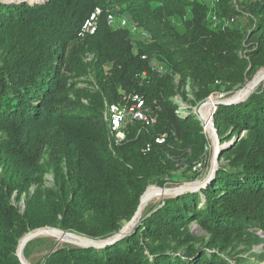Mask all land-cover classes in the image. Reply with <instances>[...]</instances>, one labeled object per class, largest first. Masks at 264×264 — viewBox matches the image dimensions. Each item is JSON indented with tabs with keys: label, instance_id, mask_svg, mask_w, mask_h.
Segmentation results:
<instances>
[{
	"label": "trees",
	"instance_id": "obj_1",
	"mask_svg": "<svg viewBox=\"0 0 264 264\" xmlns=\"http://www.w3.org/2000/svg\"><path fill=\"white\" fill-rule=\"evenodd\" d=\"M218 2L228 9L226 0ZM240 7L233 14L253 18L260 31L255 50L245 54L234 32L205 27L204 0H0V264H21L22 238L42 229L112 239L149 186L162 187L166 173L206 157L202 127L192 115H177L175 89L154 64L176 58L194 67L204 83L199 101L242 86L249 62L251 72L264 66V0ZM97 8L95 34L82 36ZM141 31L147 39L133 37ZM88 75L94 88L79 94ZM134 97L154 123L129 119L125 140L110 144L106 107L130 105ZM213 122L218 135L231 127L247 139L212 181L163 198L103 248L56 247L41 264H262L264 256L250 260L236 249L264 243L250 232L264 233V84L242 101L218 105ZM45 172L54 189L43 200L33 194L21 214L12 198L28 195ZM191 223L206 240L190 232Z\"/></svg>",
	"mask_w": 264,
	"mask_h": 264
},
{
	"label": "rangeland",
	"instance_id": "obj_2",
	"mask_svg": "<svg viewBox=\"0 0 264 264\" xmlns=\"http://www.w3.org/2000/svg\"><path fill=\"white\" fill-rule=\"evenodd\" d=\"M241 1L248 0H226L225 3L228 9L225 10L224 4L218 2V0H204V2L210 7V10L208 11L207 17L205 19V27H212L211 19L213 17H216L218 21H222L226 18H234V23L228 29L229 31L234 32L237 37L239 36L242 38V42L244 44L243 53L245 54L246 52H253L255 50L258 38L260 36V31L256 28L257 21H253V18L248 17L247 15H245V13L243 14V16L233 14L234 11H240ZM250 21H252V23ZM176 22L178 23V29L183 30V21L177 18ZM140 33L141 32H136L133 37L140 40L148 38V36L142 38ZM244 54L242 55V57L249 62L250 58L245 56ZM91 60L92 55H89L85 58V62H90ZM250 64L251 63L249 62L246 72L244 73V84L242 86H237L232 91L215 93L208 99L199 101L197 96L201 95V93L204 91V83H202L199 79L198 74L196 73L197 71L194 67H186L184 64L180 65L177 63L176 58H174L172 62H167L165 60H158L155 62V69L167 75L170 79L171 85L175 89L176 95L173 98V101L177 106V115L179 117L192 115L202 127L203 134L206 139V157L193 166L184 165L166 173L162 180V187H156L153 185L149 186L148 188H154L159 191L165 190L166 192L171 193H168L164 196H155L154 198H150L142 213L152 207L158 206L163 198L173 196V193L180 194L182 192H187L188 188H190L192 191L201 189L207 184V182L213 180L214 176L216 175V171L220 166L226 165L235 156L241 154L244 151L247 139V134L245 131H240L237 136H233L234 129L229 127L224 128L221 131V134L218 135L217 129L214 126V129L217 133V137H215L213 131L211 132L209 128H207L201 121L200 110L208 100H211V102L226 104L236 101V99L239 98L243 100L245 99V97L247 98L248 95L247 94L245 96V92H253L260 86H262L264 84V78H261L258 82H256L250 90L245 91L246 87L250 86L260 75L264 73L263 65H259L251 72ZM92 84L93 81L91 75L84 77L82 81H80V83H78L77 85V87L80 89L78 93L86 94V90H92L94 88L92 87ZM83 100L85 101L86 99ZM216 108H214L213 110L211 109L212 112L210 110V115L212 114L213 116ZM108 135L111 144L113 140L109 134V131ZM51 189H54L53 176L50 172H45L42 175L41 184L32 185L30 187L29 194L23 195L19 201H17L14 196L12 198V202L15 206L18 207L20 213L23 214L25 211L26 203L33 194L38 193L43 200L44 195ZM139 218L136 221H133L132 224L128 226L126 232L133 228ZM127 224L128 223H123L122 229ZM188 228L190 232L197 238L203 240L207 239V234L197 224L191 223L189 224ZM250 232L258 235L264 241V233L260 230L250 229ZM31 233L33 232L27 233L22 238V240ZM69 234L80 237L73 233ZM29 243V256L27 260L24 258L27 264H41L44 256L52 249L64 245H74L68 243V241H60L51 234H42L40 236H37L30 240L26 244V246ZM236 251L240 252V255L250 258V260H256L250 257L251 254H256L261 259L264 256V243L252 244V246L240 244L238 245ZM179 253L183 254L181 251ZM262 264H264V262Z\"/></svg>",
	"mask_w": 264,
	"mask_h": 264
},
{
	"label": "built area",
	"instance_id": "obj_3",
	"mask_svg": "<svg viewBox=\"0 0 264 264\" xmlns=\"http://www.w3.org/2000/svg\"><path fill=\"white\" fill-rule=\"evenodd\" d=\"M101 11L99 8L95 9V11L84 21L80 34L82 36H90L95 34L97 30V20ZM209 17V16H208ZM234 18H226L222 21H218L216 17L211 19L212 27L220 29L222 31L228 29L233 23ZM108 25H114V18L109 15L107 16ZM118 26L121 28L126 26V22L122 21ZM141 37H146L147 33L141 31ZM132 103L130 105L122 104V105H110L106 107V111L104 113V118L107 122L109 134L115 143V145L120 144L125 140V128L129 119L144 121L146 123H154V119H148L147 109L144 107V103L141 99L134 97L132 98ZM165 141V136H159L155 139V143L158 145L163 144ZM149 151V146L146 148Z\"/></svg>",
	"mask_w": 264,
	"mask_h": 264
},
{
	"label": "water",
	"instance_id": "obj_4",
	"mask_svg": "<svg viewBox=\"0 0 264 264\" xmlns=\"http://www.w3.org/2000/svg\"><path fill=\"white\" fill-rule=\"evenodd\" d=\"M250 93H252V91H247L244 93V95L246 96L247 94L249 95ZM247 95V96H248ZM246 98V97H245ZM240 100H242L241 98L239 99H236V101H233L231 103H227V104H233V103H236V102H239ZM226 103H216L214 105V108H216V106L218 105H227ZM210 123H211V128L213 130V133H214V136L217 137V133H216V130L214 129V122H213V116L212 114L210 115ZM211 179V178H210ZM209 181V180H208ZM209 182H207L208 184ZM164 192H166L165 190H163ZM192 190L190 188L187 189V192H191ZM168 193H171V192H168ZM183 193V192H182ZM172 195H177V194H172ZM143 197V196H142ZM141 197V199H142ZM141 199H140V204L138 206V209L135 213V215L133 216V218L130 220V222H128V224L120 230V232L115 236L113 237L112 239L106 241V242H95V241H91V240H88L86 238H82V237H77V236H74V235H70L68 232H64V231H61V230H57V229H42V230H38V231H34L33 233L27 235L19 244L18 248H17V258L19 260V262L21 264H27L24 260V257H23V249L24 247L26 246V244L32 240L33 238L37 237V236H40L42 234H53V233H59L60 234V237H65V236H70L72 238H75L77 240V243H72L70 241H68L69 243L71 244H74L76 246H79V247H93V248H103L105 247L106 245L110 244L111 242L115 241V240H118L119 238H121L125 233H126V229L128 228L129 225L132 224V222L134 221V218L137 217L139 215V211H140V207H141Z\"/></svg>",
	"mask_w": 264,
	"mask_h": 264
},
{
	"label": "bare ground",
	"instance_id": "obj_5",
	"mask_svg": "<svg viewBox=\"0 0 264 264\" xmlns=\"http://www.w3.org/2000/svg\"><path fill=\"white\" fill-rule=\"evenodd\" d=\"M261 78H264V73L262 75H260L250 86L245 88L246 90H250L254 84L256 82H258ZM217 102H211V100L207 101L201 108L200 110V116H201V121L204 123V125L209 128V130L212 132V128H211V123H210V110L214 107V105ZM168 194V192H164V191H159L157 189L154 188H148L145 193L143 194V197L141 199V209L139 211V215L137 217L134 218V221H136L139 216L141 215L142 211L144 210V207L147 205V203L149 202L150 198H154L155 196H164ZM52 236H54L55 238L59 239L60 241H70L72 243H77V240L75 238H72L70 236H65V237H60L59 233H53L51 234ZM69 243V242H68Z\"/></svg>",
	"mask_w": 264,
	"mask_h": 264
}]
</instances>
